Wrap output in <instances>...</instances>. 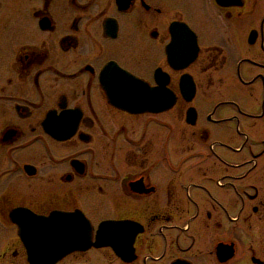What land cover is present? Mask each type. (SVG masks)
I'll use <instances>...</instances> for the list:
<instances>
[{
	"label": "flooded vegetation",
	"instance_id": "flooded-vegetation-1",
	"mask_svg": "<svg viewBox=\"0 0 264 264\" xmlns=\"http://www.w3.org/2000/svg\"><path fill=\"white\" fill-rule=\"evenodd\" d=\"M3 1L0 264H264V0Z\"/></svg>",
	"mask_w": 264,
	"mask_h": 264
},
{
	"label": "water",
	"instance_id": "water-1",
	"mask_svg": "<svg viewBox=\"0 0 264 264\" xmlns=\"http://www.w3.org/2000/svg\"><path fill=\"white\" fill-rule=\"evenodd\" d=\"M35 225H36V222L29 223V225L26 227L27 236H25V238L27 239L28 244L32 247V249H34L33 251H31L30 256H31V259L36 262V258L38 254L36 253L35 249H38V247L41 246V243L38 240V236L36 235ZM51 237H54V236L52 234H43L42 237H40L43 241L42 245L54 246L55 244H57L55 240ZM75 239L78 242L79 238L76 237ZM60 254L61 253H54L53 255H49L46 258V260L55 259L58 256H60Z\"/></svg>",
	"mask_w": 264,
	"mask_h": 264
},
{
	"label": "snow or ice",
	"instance_id": "snow-or-ice-1",
	"mask_svg": "<svg viewBox=\"0 0 264 264\" xmlns=\"http://www.w3.org/2000/svg\"><path fill=\"white\" fill-rule=\"evenodd\" d=\"M186 42H187V36L184 35V34H182V33H178V35H177L175 41H174V39H173L171 45H173V46L179 48V47L183 46Z\"/></svg>",
	"mask_w": 264,
	"mask_h": 264
},
{
	"label": "rangeland",
	"instance_id": "rangeland-1",
	"mask_svg": "<svg viewBox=\"0 0 264 264\" xmlns=\"http://www.w3.org/2000/svg\"><path fill=\"white\" fill-rule=\"evenodd\" d=\"M4 1H5V3H4ZM4 1H3V4H6V5L8 6V5L10 4L9 2H10L11 0H4ZM11 4H13V3H11ZM11 4H10V5H11Z\"/></svg>",
	"mask_w": 264,
	"mask_h": 264
}]
</instances>
